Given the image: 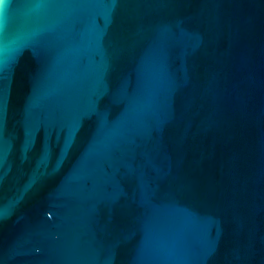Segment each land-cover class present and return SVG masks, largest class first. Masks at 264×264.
<instances>
[{
    "label": "water",
    "instance_id": "1",
    "mask_svg": "<svg viewBox=\"0 0 264 264\" xmlns=\"http://www.w3.org/2000/svg\"><path fill=\"white\" fill-rule=\"evenodd\" d=\"M0 264H264V0H5Z\"/></svg>",
    "mask_w": 264,
    "mask_h": 264
},
{
    "label": "snow or ice",
    "instance_id": "2",
    "mask_svg": "<svg viewBox=\"0 0 264 264\" xmlns=\"http://www.w3.org/2000/svg\"><path fill=\"white\" fill-rule=\"evenodd\" d=\"M5 0H0V6L4 4Z\"/></svg>",
    "mask_w": 264,
    "mask_h": 264
}]
</instances>
